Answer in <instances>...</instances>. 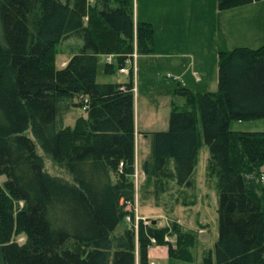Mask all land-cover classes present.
<instances>
[{
    "label": "trees",
    "instance_id": "obj_1",
    "mask_svg": "<svg viewBox=\"0 0 264 264\" xmlns=\"http://www.w3.org/2000/svg\"><path fill=\"white\" fill-rule=\"evenodd\" d=\"M217 1L226 10L259 0ZM134 51L152 54L153 30L134 28L133 0H0V264H149L154 245L193 260V230L139 221L135 231L126 219L137 188L132 72L122 84L101 78ZM217 61V91L179 88L184 106L150 135L151 175L156 191L191 186L203 139L218 237L201 264H263L264 131L230 124L264 119V45ZM36 145L69 179L45 171Z\"/></svg>",
    "mask_w": 264,
    "mask_h": 264
},
{
    "label": "rangeland",
    "instance_id": "obj_2",
    "mask_svg": "<svg viewBox=\"0 0 264 264\" xmlns=\"http://www.w3.org/2000/svg\"><path fill=\"white\" fill-rule=\"evenodd\" d=\"M184 1L138 0L137 7L136 0H133L134 16L148 19L151 23L155 50L159 49V45L162 47L173 44L179 45V48L184 52L186 66L180 79L185 82L186 80L191 81L192 85L196 86L187 87L183 84L184 82L180 85L170 83L167 76L173 74L167 72V70H159L151 66L147 72H139L138 95L137 64L135 59V70L133 69L135 85L134 118L136 116L141 132L137 133L139 139L134 144L135 183L137 187L133 208L134 220L130 217L126 219L131 222L135 231L137 230L139 221H143L150 226L154 225L160 229L167 228L176 223L187 230H193L197 234L196 236L199 241L192 261L172 258L169 256L165 245H154L152 248L156 250L162 248L163 251L166 250V254L164 253L162 257L151 258V264H201L205 252L214 250V244L218 237L217 189L215 184L212 181H208L206 177L209 149L203 139L198 150V159L191 180V186L180 187L176 181H172L167 184L164 191H156L154 178L151 175L152 164L154 163L152 144L150 143V138L145 137L144 131L156 132L167 130L172 110V108H168V100L163 99V94H157V90L160 88L166 90L165 83H170L175 87L176 94L179 88L199 93H203L204 90L202 89H207L205 92H215L218 89L217 77H215L218 68L216 57L214 60V47L216 43H226L228 44L227 48L230 50L236 47L256 49L264 45V6L261 8L262 12H258V10L253 12V18L250 17L248 19L245 16H239L235 21L232 19L226 20L228 32L227 34H222L220 37L217 36V32L212 31V26L209 24L213 21V18L195 19V14L183 15L181 10L184 8ZM215 1L218 4L217 0H206L208 5H212V2ZM243 6L246 5L235 8L239 12H244ZM234 25L238 27H234ZM168 32L172 33L166 36ZM65 47H61V50H63L61 52L65 53ZM120 78L121 75L116 71L105 79L101 78V80L117 82ZM199 80L201 82L196 83ZM147 89L153 92H147ZM178 94L174 95L176 105L174 104L172 107L182 106L185 102L186 98L180 93ZM76 111L79 112L75 109H71L68 112L65 116L67 122L72 123L76 119ZM198 122L200 133L202 134L199 118ZM263 128L264 119H257L243 121L238 125L233 121L230 130L254 132ZM26 134L31 135L29 132ZM36 151L43 159L45 171L51 175L69 179L70 176L52 163L49 156L42 151L39 145H36ZM190 200H192L191 203H189ZM121 225L124 226L125 224ZM121 225L116 229V235L122 231ZM22 241H24V238H18V242Z\"/></svg>",
    "mask_w": 264,
    "mask_h": 264
},
{
    "label": "crops",
    "instance_id": "obj_3",
    "mask_svg": "<svg viewBox=\"0 0 264 264\" xmlns=\"http://www.w3.org/2000/svg\"><path fill=\"white\" fill-rule=\"evenodd\" d=\"M137 1L138 0H136V4H137ZM184 2H185L184 8L181 10V13L183 15H188L191 13V14H195V19L196 18L208 19L210 17L213 18V21H211L209 24L212 26V31L217 32V36H220V37L222 34H227V32H228V29H226L227 28L226 20L232 19L233 21H235L239 16H245L248 19L250 17L253 18L254 17L253 12H255L257 10H258V12H262L261 8L264 6V4H263L264 0H259L257 2H253V3H250L249 5L243 6L244 8H242V9H245V11L239 12L238 9H236L237 7L234 9L231 8V9H226V10H219L217 8L216 1L212 2V5H208L206 0H185ZM137 7H138V4H137ZM251 14H253V15H251ZM137 22H146V23L151 24L148 21V19H145V18L143 19V18H139L138 16H134V28H136ZM234 27H238V26L234 25ZM171 33L172 32H168L166 34V36H169V34H171ZM227 46H228V44H226V43H219V44L216 43L215 44L214 60H215V57L217 59V55L220 51H230V49H228ZM104 60L105 59H102V61H104ZM136 64H137V94L138 95H139V85H138L139 72L142 71V73H145L148 71V68L151 66H154L155 68H157L159 70L160 69L167 70V72H170L171 74H173V75L167 76L168 81L170 83H176V84L180 85L182 82H184L183 84H185L187 87H189V86L190 87H196L195 85H192L191 81L186 80V82H185V81L180 79V78H182V75H183V72H184V69L186 66H185V62H184V52H183V50H181L179 48V45L173 44V45L167 46V47H162L159 45V49L157 48V50H155V45L153 43L152 54H148V55L137 54ZM217 64H218V61H217ZM128 69L129 70L131 69L132 78H133V69L135 70V63L128 66ZM119 74L121 75V78L118 79V81H117L118 83L122 84V83H126L129 81L130 76H131L130 71L128 73H119ZM215 77H217V81H218V68H217V75L215 73ZM200 82H201V80L196 81V83H200ZM170 83H165L167 89L164 90V89L160 88L157 90V94H163L164 95L163 99L168 100V108H172V110H173V108H175V107L180 108V107L184 106L185 102L182 106L172 107L174 104L176 105L174 95H177L178 93L177 94L175 93V87ZM204 88H206V87H204ZM202 90H204L203 93L210 92V91L205 92V90H207V89H202ZM147 92H153V91L147 89ZM134 93H135V85H134V79H133V94ZM192 93H199V92H192ZM199 94H202V93H199ZM181 97H183V96H181ZM133 109H134V102H133ZM235 122L238 125V124L242 123L243 121H235ZM230 127H231V124H230ZM163 131H166V130H163ZM163 131H156V132H163ZM234 131H238V130H234ZM257 131H264V128L257 130ZM138 132H141V131L139 130V122L135 116V118H134V141H135V144H136V140L139 139V137L137 136ZM156 132H149V131L145 132L144 131V133L146 135L145 137L150 138V143H152V137L150 135L153 133H156ZM199 132H200V126H199ZM201 136H202V134H201ZM146 141H149V140H146ZM153 249L154 248L150 249L148 252V258L150 261H151V258L162 257L164 255V253L166 254V250L163 251L162 248H160L159 250H156V249L153 250Z\"/></svg>",
    "mask_w": 264,
    "mask_h": 264
},
{
    "label": "built area",
    "instance_id": "obj_4",
    "mask_svg": "<svg viewBox=\"0 0 264 264\" xmlns=\"http://www.w3.org/2000/svg\"><path fill=\"white\" fill-rule=\"evenodd\" d=\"M108 61H111V58H109ZM125 71H126L125 68L120 69V72H125ZM262 179H263V181H264V177H263ZM151 242H154V240L151 239Z\"/></svg>",
    "mask_w": 264,
    "mask_h": 264
},
{
    "label": "water",
    "instance_id": "obj_5",
    "mask_svg": "<svg viewBox=\"0 0 264 264\" xmlns=\"http://www.w3.org/2000/svg\"><path fill=\"white\" fill-rule=\"evenodd\" d=\"M154 223V222H153Z\"/></svg>",
    "mask_w": 264,
    "mask_h": 264
}]
</instances>
